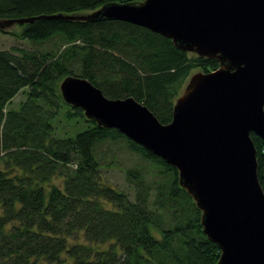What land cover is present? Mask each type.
Segmentation results:
<instances>
[{
  "label": "trees",
  "instance_id": "1",
  "mask_svg": "<svg viewBox=\"0 0 264 264\" xmlns=\"http://www.w3.org/2000/svg\"><path fill=\"white\" fill-rule=\"evenodd\" d=\"M110 1L140 0H0V19L78 14ZM19 25L20 38L60 43L40 52L0 49V264H216L219 248L203 233L176 168L87 119L62 99L58 83L67 74L85 77L108 97L131 95L165 123L190 71L214 69L217 59L123 20L42 17ZM21 90L24 99L7 107ZM61 109L71 130L87 124L55 133ZM250 137L264 191V139ZM119 138L156 176L148 186L141 167L124 168L134 200L103 177L94 153L96 142Z\"/></svg>",
  "mask_w": 264,
  "mask_h": 264
},
{
  "label": "water",
  "instance_id": "2",
  "mask_svg": "<svg viewBox=\"0 0 264 264\" xmlns=\"http://www.w3.org/2000/svg\"><path fill=\"white\" fill-rule=\"evenodd\" d=\"M42 17L123 20L217 59L216 68L189 75L165 123L131 95L108 97L79 75H65L58 88L87 119L176 168L219 248L216 264H264V191L250 137L264 139V0L110 1L85 13L1 18L0 28Z\"/></svg>",
  "mask_w": 264,
  "mask_h": 264
},
{
  "label": "rangeland",
  "instance_id": "3",
  "mask_svg": "<svg viewBox=\"0 0 264 264\" xmlns=\"http://www.w3.org/2000/svg\"><path fill=\"white\" fill-rule=\"evenodd\" d=\"M85 12L88 11L83 10V13ZM20 23H13L4 28H0V49H10L15 51L13 47L18 46L20 48H26L40 52L44 49L54 48L60 43V37L58 38L57 36H54L50 40L41 42L20 38L15 34V32L20 30ZM200 70L201 69L198 67L193 68L186 77L184 85L187 82L190 74ZM26 89L27 88L24 90ZM24 90L19 91L6 106L17 107L18 103L24 99ZM86 124L87 122L80 120L76 128L71 130V124L63 118L61 109L54 120V125L56 127L55 133H73L76 130L83 128ZM94 153L99 157L101 164L100 171L103 177L115 187L124 190L130 199H136V194L133 184H131L126 179L124 168L133 166L141 167L144 171V181L148 186L152 185V182L156 177L152 167L149 165L150 161L142 158L139 152L130 148L124 138H119L117 140L106 139L103 141H98L96 142Z\"/></svg>",
  "mask_w": 264,
  "mask_h": 264
}]
</instances>
